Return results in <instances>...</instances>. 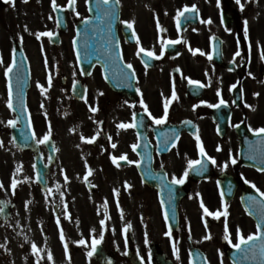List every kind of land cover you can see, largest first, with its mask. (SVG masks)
I'll list each match as a JSON object with an SVG mask.
<instances>
[{
	"label": "flooded vegetation",
	"instance_id": "flooded-vegetation-1",
	"mask_svg": "<svg viewBox=\"0 0 264 264\" xmlns=\"http://www.w3.org/2000/svg\"><path fill=\"white\" fill-rule=\"evenodd\" d=\"M87 1L75 0L70 4L69 0H56L68 24L66 31H62L56 23L58 9L53 10L52 0H14V4L0 0V80L4 79L11 60L9 38L12 43L21 39L35 41L38 33H53L40 36L44 44L30 51L32 58L46 70L43 82H48L51 76L48 93L56 107L49 118L71 116V120L80 123L69 126L73 137L68 135L71 149L61 161V165L67 166V180L65 176H48L45 189H41L37 176L29 170L21 176H0L3 185L0 202H4V211L0 213L3 246L0 264H233L229 253L234 248L232 245L239 243L237 230L245 237L257 232L254 220L241 202L244 190L254 188V184L255 190L264 192L261 170L264 169V134L255 132L264 127V59L261 58L264 0H241L242 10L236 0H120V20L134 21L132 29L119 28L118 35L124 60L133 66L136 74V91L132 95L112 89L100 67H94L88 76L78 70L70 39L74 24L86 17ZM192 5L196 10L184 13L177 27V11ZM57 33L59 44H52L50 39ZM126 34L131 40L126 39ZM44 38H49L48 44ZM140 47L145 53L151 51L155 55H144L139 52ZM237 51L239 56L235 55ZM189 78L200 81L203 87L190 85ZM76 83L84 88L80 101L73 97ZM141 99L157 118L163 116L164 104L168 102L166 123L154 124L143 110ZM221 99L226 103L215 108L208 106L219 104ZM2 107L0 165L3 167L12 157L5 146L10 130L5 125ZM35 107L31 100L32 122L37 132L39 123H46L47 118L37 113ZM90 107L98 110L93 113ZM134 113L146 121V140L152 151L154 170L161 176L166 173L170 182L173 175L180 178L188 171L185 183L172 184L177 196L174 223L165 219L158 189L144 182L137 164L128 162L139 160L132 148L138 143L137 130L136 126L120 125L136 124ZM172 128H176L179 139L166 152H159L160 139L165 144L166 138L169 142L175 137ZM197 135L207 156L199 152ZM94 136V142H87ZM20 151L18 159L22 164L34 157L30 150ZM42 152L47 157L46 151ZM125 154L127 160H119ZM112 157L117 158V163H113ZM202 159L205 168L192 173L188 161ZM232 159L236 160L235 164L231 163ZM72 160L81 164L75 176H72L73 166L66 164ZM86 163L97 167L93 165L91 175L94 171L101 174L98 181L101 200L96 205L88 204L87 193L80 189L82 182H88ZM118 173L123 176H116ZM13 178L18 181L15 189L11 186ZM228 184L235 186L230 199L223 189ZM225 211L227 217L222 215ZM216 214H220L219 218ZM101 220L105 221L104 225ZM128 224L131 227L125 233ZM225 226L231 243L224 239ZM169 228L171 236L165 234ZM61 230L64 240L60 238ZM101 234V243L89 257L93 237L99 239ZM206 236L210 238L205 239ZM81 239L86 241L84 245L78 243ZM33 243L40 249L38 255L33 253ZM174 244L179 259L173 252ZM49 252L51 261L47 258Z\"/></svg>",
	"mask_w": 264,
	"mask_h": 264
},
{
	"label": "snow or ice",
	"instance_id": "snow-or-ice-1",
	"mask_svg": "<svg viewBox=\"0 0 264 264\" xmlns=\"http://www.w3.org/2000/svg\"><path fill=\"white\" fill-rule=\"evenodd\" d=\"M6 2H8V3H13V4H14V0H6ZM25 2H27V0H25ZM218 2H219V0H218ZM69 3H70V4H74V3H75V0H69ZM236 3H237L238 5H240L241 10H242L243 7H244V5L241 4V0H236ZM100 4H102V5H104V6H109V5L111 4V0H98V6H99ZM119 4H120V0H115V5H114V6H118ZM52 6H53V10H56V9L59 7V6L56 4V0H52ZM114 6H112V7H108V8H105V9L102 10V11H98V18L101 19L102 21L105 20V19H107L108 23L111 24V22H112V20H113L114 18H118V17H117V14H116L115 11L113 10ZM195 10H196V6H195V5H192L191 8H188V7L186 6V7L184 8L183 11H179V10H178V11H177V15H176L177 27H179V21H180V18H181L182 16H184V13H186V12H191V11H195ZM77 15H79V13H77ZM85 22L87 23V22H89V21L86 20ZM121 23L127 25V27H128L129 29H132V28H133V23H134V21H132V22H130V21H121ZM207 23H211V20H208ZM157 27L159 28V24H157ZM244 34H245V37L247 38V36H248L247 21H245ZM52 35H53V33H51V32H43V33H38V34H37V38H39L40 36H52ZM133 36H135V32H134V31H133ZM178 42H179V41H162V43H164V44H174V43H178ZM137 43H139L138 38H137ZM195 51H199V50L197 49V50H195ZM139 52H145V49H144L143 47H140ZM147 55H148L149 57H152V56H154L155 54H154L153 52L149 51V52L147 53ZM161 55H163V50L161 51ZM235 55H236V56H239V55H240L239 51H237V52L235 53ZM77 56H78V58H79V53H77ZM157 58H159V57H157ZM208 58H209V59H212L211 56H209ZM261 58L264 59V51H262V53H261ZM0 62H2V61H0ZM15 66H16V61H15V59H13L12 63L9 64V65L7 66V68H6V70H5V76H6V77H9L8 84H7V87H8V100H7V106H8V108H10V109L13 108V99H12V97H13V85H12V81H11V78H10L9 74L13 72V69L15 68ZM127 67H128L129 69H132V68H133V66H132L131 64H128ZM131 75H132V76H135V72H134V70H133V72L131 73ZM249 75H251V73H249ZM51 82H52V81H51V76L49 75V77H48V85H49V87L51 86ZM16 83H17V86H22L23 81H22V79H21L19 76L17 77V81H16ZM188 83H189L190 85H196V86H198V87H203V85L201 84L200 81L192 80V79H190V78H189V80H188ZM37 86L41 89V92H42V93H44V92L47 91V89H46L43 85H40V84L38 83ZM232 87H235V85H233ZM137 91H139V89H137ZM217 94L219 95V93H217ZM172 96H173V98H176L175 91H173ZM125 103H127V102H125ZM202 103H204V102H202ZM225 103H226V102H225L223 99H221V100L219 101V104H210V105H208V106H209V107H214V108H215V107H219L220 105L225 104ZM140 104H141V106L143 107V110H144L145 112H147L148 115L151 117V119H152V121H153L154 124H156V125H163V124L166 123V120H167V117H168V107H169V103H168V102H166V103L164 104V114H163V116H161V117H159V118H157V117H155V116H152L151 112L148 111V107H147V105L144 103L143 99L140 100ZM41 107H43V105H41ZM194 107H195V106H194ZM97 110H98V109H97L96 107H90V111L93 112V113L96 112ZM135 116H136V114L134 113V114H133V120H134V121H135ZM18 120H19V116H18L16 119L9 120L7 123H8V125H10V126H12V127H15L16 124H17V122H18ZM135 126H136V124H135L134 122L131 123V124H121V125H120V127H123V128H127V127H135ZM255 132H256L257 134H264V127H261V128L255 129ZM50 135H51V126L49 125V132H48V134H46V135L43 137V139L38 140V143L43 144V143L47 142V141L49 140V138H50ZM173 135H175V133H173ZM95 138H96V137L94 136V137L88 139L87 142L92 143V142H94ZM175 138H176V140L179 139L178 136H175ZM81 139L83 140V139H85V138L82 136ZM196 140H197V147H198V149H199L200 154H201L202 156H207V153L205 152L204 147H203L202 143L200 142V137H199L198 135L196 136ZM164 142H165V144H167V143H168V139L166 138ZM0 146H3V145H2V142H0ZM112 146L115 147L114 144H113ZM132 148H133V151H135V149L137 148V145H135V144L132 145ZM207 158H208L209 160H211L212 163H215V162H216L215 159L212 158V157H207ZM112 160H113V163H117V158H116V157H112ZM119 160H127V156H126V154H125V155H121V156L119 157ZM128 162H129V163H134V164H137V165L140 164V161H128ZM231 163L235 164V163H236V160H235V159H232V160H231ZM197 164H201V161H200V160H189V161H188V168L190 169V168L193 167V165H197ZM117 166H119V165L117 164ZM161 167H163V165H161ZM224 167H227V164H225ZM17 170L19 171V169H17ZM202 170H203V165L201 166V171H202ZM261 170L264 171V169H261ZM88 175H91V169L88 170ZM166 175H167V174L165 173L164 176L160 177V179L163 180L164 178H166ZM187 176H188V171H187V170H185V172L183 173V176L180 177V178H177L175 175H173V176H172L171 183H172V184H177V185L183 184V183H185V179L187 178ZM65 180H67V177H66V176H65ZM85 180H87V176H85ZM246 182H247V181H246ZM17 183H18V181H17L15 178H13V180H12V185H11L13 189L16 188ZM0 187H3V185L0 184ZM57 187H59V186H57ZM127 187H130V185H127ZM252 187L255 188L256 186L253 184ZM256 190H257V192H260L259 189H256ZM260 195H261V197H264V192H260ZM221 196L223 197V193H221ZM250 199L253 200V201H255V198H254V197H252V198H250ZM3 203H4V202H0V205H2ZM161 203L163 204L164 201L162 200ZM201 206L203 207V204H201ZM261 209H262V211H261V213H260V217H261V220H264V203H261ZM3 211H4V208H3L2 206H0V213H2ZM204 211H205L206 213L208 212V210H207L206 208L204 209ZM208 214H209V215H212V213H208ZM216 215H217V218H219V215H220V214H216ZM222 215H224L225 217H227V215H228V214H227V211H225L224 213H222ZM167 218H168V216H167V212H165V219L167 220ZM57 223H58V224L60 223L59 218H57ZM100 223H101V225H104L105 221H104V220H101ZM130 227H131V225L128 224V225L124 228L123 231L126 233L127 230H128V228H130ZM93 231H95V230L93 229ZM165 234L168 235V236H171V228H169V231L166 232ZM237 236H238V239H239V243H235V244H233L232 246H233L234 248L240 249L241 251L245 252V259H246V258H247L248 251H252L253 249L250 248V249H248V250H245V249H242V248H241V245H248L249 242L254 241V240H257V239H259V240H261V241H264V227H262V225L258 223V224H257V232L254 233V234H250V235H248L247 237H245V236L240 232V230L238 229V230H237ZM60 238H61V240H64L63 230H61ZM209 238H210V237H208V236L205 237V239H209ZM102 239H103V234H101V236H100L99 239H96L95 237H93L92 242H91V249H92V250L89 251V252L87 253V255H88L89 257H91V256L93 255V253H94L95 250H96V246H97L98 244L101 243ZM224 239H225V240H228L229 243H231V240H230L229 235H228V229H227V226H225V236H224ZM78 243L81 244V245H84V244L86 243V241L83 240V239H81ZM0 247H3V246L0 245ZM64 248H65V252H67V244L64 245ZM32 250H33V253H34V254H37V255L39 254L40 249L37 248V246H36L35 243L32 244ZM259 251H260V255H261L262 257H264V243H261ZM173 252H174V254H176L177 259H179L178 249L175 247V244L173 245ZM47 258H48V260H50V261L53 260V257H52L51 252L48 253Z\"/></svg>",
	"mask_w": 264,
	"mask_h": 264
},
{
	"label": "water",
	"instance_id": "water-1",
	"mask_svg": "<svg viewBox=\"0 0 264 264\" xmlns=\"http://www.w3.org/2000/svg\"><path fill=\"white\" fill-rule=\"evenodd\" d=\"M114 2L111 0V4L109 6H104L102 4H100L98 6V0H92L90 3V11L92 13V18L88 19L89 22H85L83 24H81L78 27V41L81 42V44L84 43V37L89 38V47L91 49H93V47H95V44L97 42H100L101 39L103 38L104 35H106V33L108 31H113L115 28V23H116V18H114L111 22V24L108 23L107 19L105 20H101L98 18V11H102L105 8L108 7H112L114 6ZM113 10L115 11L116 14H118V9L116 6H114ZM115 35V33H114ZM95 50V49H94ZM21 88H23L22 86H17V83H13V89L17 90H21ZM17 93V92H15ZM20 93V91H19ZM19 141L23 142V140L19 137ZM45 169H43L41 171V176H45Z\"/></svg>",
	"mask_w": 264,
	"mask_h": 264
},
{
	"label": "rangeland",
	"instance_id": "rangeland-1",
	"mask_svg": "<svg viewBox=\"0 0 264 264\" xmlns=\"http://www.w3.org/2000/svg\"><path fill=\"white\" fill-rule=\"evenodd\" d=\"M44 110H47V111H44ZM41 111H42V113L44 114V115H47V114H49V112H51V109H50V107H48V105L47 104H45L42 108H41ZM52 120V124H53V132L54 133H56L57 134V136H58V138H60L59 140H60V144H61V149H63L64 150V148L67 146V142H68V133H67V131H68V127L66 128V125L68 126V124L70 123V120L68 121L67 119H65L64 121L60 118V117H54L53 116V118L51 119ZM61 121H63V122H61ZM60 122L62 123V125L64 126V128L63 129H58V126L60 125ZM43 128V127H42ZM45 131H47V129L45 130ZM43 132V131H42ZM44 135H46V132L44 133ZM72 139H73V137L72 136H70ZM65 151L66 150H64L63 151V153L61 154L62 155V158H66V156L64 155L65 154ZM60 160H61V158H60ZM95 163V162H94ZM93 163V165H94V168L95 169H97V167H96V165ZM66 164H71V166H73V168H74V171H73V175L72 176H75V174L77 173V172H79L80 171V168H81V164L80 163H75L73 160L72 161H70V162H68V163H66ZM76 165H77V167H76ZM18 167V163H14V165H13V167H11L12 168V170H11V172L10 173H8L9 172V167H10V165H5V168H4V172H6V174H9L8 176L10 177V176H18V171H17V167ZM78 166H79V169H78ZM7 168V170H5ZM77 168V169H76ZM124 171H126V170H124ZM94 177H93V180L96 182V183H98V181L100 180L99 179V176H101V174H98V171H94ZM53 175H55V173L53 172ZM58 175V174H57ZM98 176V177H97ZM112 176H114V175H112ZM116 176H123L122 174H120V173H118V174H116ZM93 181V182H94ZM101 184V183H100ZM100 187H101V185H100ZM84 188V185L81 187L80 186V189H82V190H84L83 189ZM102 189H105V187H102ZM93 194L94 193H92V194H90V195H92V199H94V200H96V198H97V200L99 201V200H101L99 197H98V192L96 193V194H94L95 196H96V198L93 196Z\"/></svg>",
	"mask_w": 264,
	"mask_h": 264
}]
</instances>
